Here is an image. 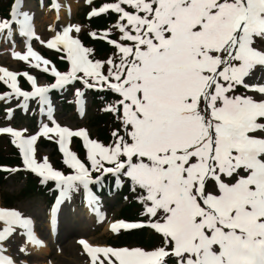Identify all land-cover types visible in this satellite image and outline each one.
<instances>
[{"label":"snow or ice","instance_id":"6c2138e0","mask_svg":"<svg viewBox=\"0 0 264 264\" xmlns=\"http://www.w3.org/2000/svg\"><path fill=\"white\" fill-rule=\"evenodd\" d=\"M22 4L23 0H13L9 17L0 18V38L11 42L15 26L21 37L40 40L62 53L70 69L49 70L50 61L26 44V53L13 52V58L50 71L55 83L41 86L35 77L22 73L32 87L25 92L18 87L19 74L0 68V81L11 89L0 94V100L14 96L49 104L51 89L77 80L86 88L99 86L120 97L105 111L117 117L124 135L113 131L108 146L91 140L84 130L55 125L51 116L55 126L42 125L38 135L30 137L22 135L27 129L0 128V134L13 138L26 170L41 183L54 182L58 196L51 223L57 206L79 186L98 212L99 201L89 185L111 174L117 184L125 177L134 186L132 191H140L142 213L137 222H113L110 231L148 228L161 237L160 246L152 250L92 246L80 240L89 264H264V83L247 82L257 67L264 68V0L105 4L93 9L89 18L109 10L118 14L113 25L120 33L118 40L107 32L101 37L116 49L106 61L89 59L91 50L71 35L80 32L79 26L50 28L54 36L41 40L33 31L34 17L22 10ZM49 10L59 13L57 0H51ZM238 88L261 99L235 94ZM75 95L79 103L83 94L77 89ZM23 102L21 107H26ZM50 133L70 169L67 175L54 170L47 157L42 163L34 158L38 136L51 140ZM71 137L82 138L90 167L70 150ZM92 172L99 175L93 179ZM0 225V264H16L5 254L9 251L5 245L17 235L23 237L18 251L25 256L29 246H43L34 234V218L19 210L0 208Z\"/></svg>","mask_w":264,"mask_h":264},{"label":"rangeland","instance_id":"374dc122","mask_svg":"<svg viewBox=\"0 0 264 264\" xmlns=\"http://www.w3.org/2000/svg\"><path fill=\"white\" fill-rule=\"evenodd\" d=\"M43 2L44 0H23L22 4V10L28 11L30 15L34 17L33 31L37 36L40 37L41 40L48 41L54 36L55 33L51 31L50 28H54L56 29V31H59L66 26H79L81 30L84 29V24H80L79 22V15L81 14V11L86 4L85 0H57V3H59L62 7L66 4L71 5V8L67 10L68 13L67 11H63L62 14H65L62 19L57 16L58 14L56 11L49 10L50 7L43 4ZM116 2V0H111V2L108 4ZM91 11L88 12V16ZM0 18L4 17L0 15ZM16 31L17 30L14 26L11 42H5L2 40V38H0V64H3L5 67H7L9 71L19 74L17 76L18 87L25 90V92H30L31 84L27 81L25 76L22 75V73H28L35 77L38 84L41 86H49V84H47L42 77V71L38 70L37 68L31 67L29 62L20 61L13 58V52L21 54L25 53L23 38ZM78 34L79 33L75 31L71 33L73 38L76 39L78 38ZM100 35L101 37L103 36L102 30L100 32ZM114 38L116 39V37ZM28 43L33 49H36L38 53L41 49H48L46 46L40 43V40L32 39L31 41H28ZM48 53L50 54L51 52ZM60 54L63 55L62 53ZM61 55H59V57H61ZM63 60L64 61L62 62L65 63V65H63L65 67L64 70H66L62 71L59 69V72L66 73L70 69V64L67 62L66 57ZM106 60L107 57L102 56V58L97 61ZM22 65H27V67L25 66V68H21ZM41 67H43V65H41ZM47 67L49 68V70L53 67L51 61ZM48 73H50V71ZM20 75H22L24 84L23 82L19 83ZM78 75L82 76L83 74L80 73ZM247 82H264V68L257 67L252 79H249ZM75 84L76 81L68 85L66 87L68 89L60 90L59 92V96H61L62 99L67 101H72V99H74L76 101V106L73 104V102H71V108H69L70 105L62 106L59 101H53V99H51L49 95L48 99L51 105V112H49V109H43L42 105H40L38 100L36 99H30L27 102H23L22 97H13L7 101L0 100V105H2L3 107L0 112V125H11L15 128L18 127L21 130L27 129L26 132H23L24 137L38 135L42 125H48L49 127L59 125L60 127H66L71 131L84 130L87 132L88 137L91 140H96L95 137H91L94 134V129L88 126V120H86L91 113L89 108L88 94L85 90L81 91L79 89L83 95L79 99L78 103V98L75 95L77 91ZM25 86H28L29 89H26ZM97 88H99V86H97ZM235 94H246L249 96H253V98L258 101L261 99V96L259 94L245 92L243 88H238ZM22 102L26 103V107H21ZM9 109L12 110V114L10 117L8 114ZM77 110H81V112L83 111V113H85L84 111H86V116L77 114ZM50 116L52 117V119H54L55 125L52 123V119L49 118ZM114 131L119 130L115 129ZM119 132L121 135H124L123 129ZM49 135L52 136L53 139L50 140L48 138H45L44 136H38L35 145L34 158L38 163H42L44 158L47 157L49 164L52 166V168H54L52 160L56 159V153H52L54 151L50 150L49 146L47 148H44L39 143L41 139L52 141L54 143V149L61 156L62 153L60 152L59 146L56 143L55 135L52 133H50ZM78 138L79 137H71L68 139V146L70 150L75 153L83 152L82 148L80 147H78L79 150L74 148L75 144L78 145L76 141V139ZM4 141L5 139L3 137H0V151L6 152L8 147ZM102 144L104 145V143ZM10 148L12 154L10 152L9 160L12 162L9 163V167L7 166V169H9L7 174L9 175L6 177L5 181L0 184V208L16 209L22 212L25 216L34 218V233L36 234V236H38L39 239L44 241L43 250L45 253L37 254L30 250H28L29 255L27 256L20 253L18 251V245L20 242H22L23 237L17 235L10 244L5 245V247L9 249V251L5 254L11 256L16 261V264H21L22 261H26V264H89V260L86 259L83 250L80 249L76 244L77 238L85 239V241L94 246H112L113 248H142L145 250H152L153 248L160 246L161 237L158 234L153 233L152 231H149L150 233L148 232V234L152 235L154 240L153 244L151 245L140 247L134 243H131L128 246L120 247L109 244V241L114 239L116 234L108 230L106 228V225L108 221L119 218L117 216V211L119 210L121 205L126 203L127 208L131 210L132 215L141 217L142 204L138 202V196L141 193L139 190L135 192L132 191V188L134 186L131 184V181H126V183L123 184V188L120 192L110 191L111 194L109 196L98 199L99 203L95 207H99L98 215L102 216L100 220H97L90 215V212L91 210H93V208L92 206H89L87 204L85 200V190L82 186H79L74 193L70 194V199L68 201H66L62 205L57 206L54 229L49 230V228H47V207L49 203L47 202L50 200V197H45V195H43L42 193L40 194L39 192L38 194L36 192H32L29 196L25 194L24 196H20L18 194V191L23 186V176L25 174L24 171L26 170V168L22 162V157L18 148L13 144ZM78 156L81 158L80 154ZM84 162L89 161L85 159ZM13 169H16L17 171H12ZM26 171L29 172L28 170ZM114 181L116 180L112 178V185L118 188L119 184ZM95 189H97V187ZM55 194L56 195L52 201V206L55 204L56 197L58 196L57 190ZM120 196H125V202L121 203L116 200V197ZM143 218L147 220V217Z\"/></svg>","mask_w":264,"mask_h":264},{"label":"trees","instance_id":"16d2710c","mask_svg":"<svg viewBox=\"0 0 264 264\" xmlns=\"http://www.w3.org/2000/svg\"><path fill=\"white\" fill-rule=\"evenodd\" d=\"M7 0H0V7L4 8V4ZM117 1V0H116ZM111 0H95L93 3H91L89 6L91 8H100L101 6L110 3ZM126 7V6H125ZM89 7H86L84 10H86ZM126 10H132L126 8ZM118 20V14L112 12L109 10L105 13H100L97 16L91 17V18H85L83 14L79 15V21L81 24H84V29L81 30L78 34L79 39L81 40V44L83 47L90 49L91 52L89 54V59H92L94 61H97L102 58V56H106L107 59L109 57H112L114 53L116 52V49L109 45L107 41H105L103 38L98 37H92L90 33H96L99 34L101 30H104V33H109V37L113 39L116 37L115 40H118L120 33L113 27V25L116 24ZM45 57L50 59L54 66L59 70L65 71L64 66L65 63L63 59H57L55 53H47L43 52ZM67 68V66H66ZM104 71L107 72V65H105ZM119 99V96L112 93L111 91H108L106 89L98 91L97 93H93L91 95V103L94 107L95 111L94 113L88 118V126L92 127L94 129V134L92 137H95L98 142L104 143L105 146L110 145L113 142L112 132L115 129H118L119 131L122 130V125L118 121L117 117L113 115L111 112L105 111L107 106L109 104H114ZM41 146H47L49 143L47 141H41ZM74 148L79 150L78 145L75 144ZM9 150V149H8ZM7 150V151H8ZM10 151V150H9ZM11 152V151H10ZM9 152V153H10ZM7 153V152H6ZM6 153L0 152V164H9V155ZM12 153V152H11ZM54 153V152H52ZM80 153V152H79ZM55 168H57L60 171H66L67 166L61 162L59 159H53ZM4 181L3 174L0 172V184ZM50 183L47 185L37 181V178L32 175L26 176L23 186L18 191V194L20 196L30 195L32 192L37 193L38 192L46 194L48 192ZM131 210L127 208V205L120 208L118 211V215L120 217H123L128 220H132L133 218H136L135 215L131 214ZM148 230H132L130 232H123L119 237L116 238L115 241H112L113 244H119V245H129V244H136L137 246L144 247L145 245H151L153 244L154 240L151 234H148ZM150 233V232H149Z\"/></svg>","mask_w":264,"mask_h":264},{"label":"bare ground","instance_id":"6f19581e","mask_svg":"<svg viewBox=\"0 0 264 264\" xmlns=\"http://www.w3.org/2000/svg\"><path fill=\"white\" fill-rule=\"evenodd\" d=\"M73 7V6H72ZM71 8V5L70 4H66V5H64L63 7L61 6V10L59 11V13H58V17H60V19H62L63 17H64V14H62L63 13V11L64 12H66L67 10H69ZM67 13H68V11H67ZM59 20V19H58ZM5 69V68H4ZM7 70V69H6ZM0 75H2V73H0ZM113 222L112 221H110V222H108L107 223V225H106V228L107 229H110V225L112 224ZM35 234V233H34ZM38 235V234H37ZM40 237V236H39ZM37 238H38V236H37ZM42 242H44V241H42ZM45 244V243H44ZM89 244V243H88ZM90 245H92V244H90ZM92 246H94V245H92ZM43 246L42 247H39V248H34V247H32V246H29L28 247V250H30V251H32V252H34V253H37V254H42V253H44V250H43ZM64 249H65V247H64ZM45 254V253H44Z\"/></svg>","mask_w":264,"mask_h":264}]
</instances>
